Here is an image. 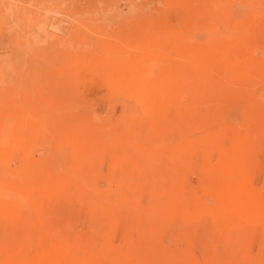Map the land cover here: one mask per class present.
Returning <instances> with one entry per match:
<instances>
[{
  "label": "rangeland",
  "instance_id": "rangeland-1",
  "mask_svg": "<svg viewBox=\"0 0 264 264\" xmlns=\"http://www.w3.org/2000/svg\"><path fill=\"white\" fill-rule=\"evenodd\" d=\"M37 253L264 264V0H0V264Z\"/></svg>",
  "mask_w": 264,
  "mask_h": 264
},
{
  "label": "bare ground",
  "instance_id": "bare-ground-1",
  "mask_svg": "<svg viewBox=\"0 0 264 264\" xmlns=\"http://www.w3.org/2000/svg\"><path fill=\"white\" fill-rule=\"evenodd\" d=\"M101 61V60H100ZM106 61H109L110 62V60H106ZM106 61H104L105 62V65H108V64H106ZM108 62V63H109ZM113 62V61H112ZM99 63V62H98ZM98 63H96L97 65L95 66L96 68L97 67H99V64ZM105 65H104V67H105ZM110 65H112V63L110 64ZM110 65H109V67H110ZM80 66V65H79ZM94 67V68H95ZM103 66L101 67V65H100V70L101 69H104V72H105V68H104ZM78 68V67H77ZM123 68H125V67H123ZM79 69H80V67H79ZM78 69V70H79ZM85 69V68H84ZM93 69V68H92ZM78 70H77V72H78ZM81 70V69H80ZM95 70V69H94ZM93 70V71H94ZM98 69H96L95 71H97ZM107 70V69H106ZM110 69H108L107 70V74H108V76H107V78L109 79L108 80V85L109 84H111L112 82H113V77H116V80H118L119 79V82L118 81H116V80H114V81H116V82H118L119 83V85H118V87L119 88H123V89H128L129 90V92H128V94L131 96V94H133L132 96L134 97V94H136L135 96H137L136 97V100H134V102L135 101H140V100H142V103H143V100H145L144 101V103L145 102H147V103H149L148 101H155V99H157V97L158 96H160L159 95V93H157L158 91H156V90H152V89H150V87L148 86H145V85H143V86H139L137 89L136 88H134V84L135 83H140L141 82V79H142V74H140V73H133V70L132 69H130V71H129V74H131V76H130V79H128V76H127V74L125 73V69H123L120 73H118L117 75H114V74H111L110 73V71H109ZM125 70V71H124ZM84 71V70H83ZM79 73V72H78ZM100 73V72H99ZM79 74H81V73H79ZM92 74H94V72L92 73ZM116 74V73H115ZM88 75V74H87ZM114 75V76H113ZM90 76V75H89ZM104 76V75H103ZM91 77H92V75H91ZM102 78V77H101ZM118 78V79H117ZM81 80H83L82 78H81ZM92 80V79H91ZM99 80V79H98ZM84 81V80H83ZM96 80H94V82H95ZM105 82H106V80H105ZM93 83V82H92ZM103 84H105L104 82H102ZM80 84V83H79ZM113 87V86H112ZM78 88V87H77ZM69 89V88H68ZM113 89H115L114 87H113ZM132 89V90H131ZM127 90V91H128ZM131 90V91H130ZM161 91V93L162 92H164L165 90H163V89H160ZM116 91V90H115ZM120 91V90H119ZM118 91V92H119ZM126 91V90H125ZM78 92H79V90H78ZM82 92V91H81ZM113 92V91H112ZM117 92V97H119L120 98V96L122 95H120V92L118 93ZM116 93V92H115ZM126 93V92H125ZM114 94V93H113ZM123 97V96H122ZM138 97H140V100H138L139 98ZM112 98H113V96H112ZM118 99V98H117ZM121 99V98H120ZM126 101V100H125ZM120 102V101H119ZM122 103V102H121ZM126 103V102H125ZM143 103V104H144ZM141 106V105H140ZM130 107V106H129ZM149 109V108H148ZM147 109V110H148ZM148 113V112H147ZM147 113H145V114H147ZM85 122H83V124H84ZM81 125L82 126V128L84 127V126H86V123L84 124V125ZM88 127V126H87ZM84 130H86L85 129V127H84ZM228 183V182H227ZM228 190L230 191V194H228V195H226V198L227 199H231L230 201H224V205H223V207H221L220 209V212L218 213V214H216V215H214V216H211V217H209V218H205L204 219V221L208 224V225H211L213 222H215L216 220H220V218H222L223 216H225V215H233V216H237V215H239L237 212H235L234 211V206H233V204H232V198L235 196L234 194H236V191L231 187V186H229V184H228ZM236 200H240L239 199V197L237 196V197H234ZM233 207V208H232ZM236 211H237V209H236ZM193 222H194V220H193ZM168 233H169V231H167ZM35 252V251H34ZM48 253V252H47ZM37 255H39L38 253H37ZM54 255H55V253H54ZM28 256H29V254H28ZM33 256V255H32ZM37 257H40V255L39 256H37ZM42 258H44V257H42ZM41 259V257L39 258V260L38 261H35V263L34 264H41L40 263V261L42 260H40ZM44 260V259H43ZM37 262H39V263H37Z\"/></svg>",
  "mask_w": 264,
  "mask_h": 264
}]
</instances>
